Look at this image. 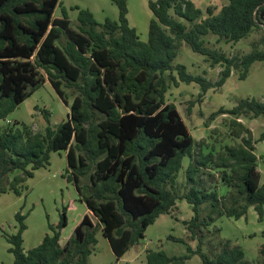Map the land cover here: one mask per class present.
<instances>
[{
	"label": "trees",
	"instance_id": "trees-1",
	"mask_svg": "<svg viewBox=\"0 0 264 264\" xmlns=\"http://www.w3.org/2000/svg\"><path fill=\"white\" fill-rule=\"evenodd\" d=\"M115 1L118 20L107 18L97 30L92 12L80 9L81 27L76 30L63 8L62 17L53 16L59 0H0V120L46 80L69 104L67 118L55 129L47 125L44 132H34L18 121L0 126V193L20 196L21 183L47 168L52 152L65 151V173L86 208L64 243L60 234L67 224L66 207L56 225L48 224L49 231L29 248L23 239L26 215L16 212V231L1 230L13 264H88L97 228L120 259L160 215H171L182 198L194 212L185 224L190 238L197 240L196 248L171 235L170 239L187 244V253L148 249L143 264H187L196 254L201 264H254L229 239L220 240V250L209 254L203 247L204 229L223 215L241 218L252 206L260 218L264 215L256 141L240 121L242 116L264 115V100L244 98L206 119L209 127L219 115L230 114L229 135L240 140L234 145L197 140L166 93L171 83L196 82L203 89L197 99L201 101L234 71L246 78L254 62L264 61V48L256 45L244 55L229 56L206 44L208 34L237 43L258 29L264 44V0H228L218 12L207 8L206 15L192 0L150 1L154 18L147 41L130 25L127 0ZM62 34L67 38L59 46L55 42ZM178 41L208 56L212 66L221 64L219 79L191 74L186 65L175 64ZM63 87L73 93L70 103ZM259 140H264V132ZM187 156L190 163L180 183ZM219 183L227 188L225 194ZM260 259L264 264V245Z\"/></svg>",
	"mask_w": 264,
	"mask_h": 264
},
{
	"label": "rangeland",
	"instance_id": "rangeland-1",
	"mask_svg": "<svg viewBox=\"0 0 264 264\" xmlns=\"http://www.w3.org/2000/svg\"><path fill=\"white\" fill-rule=\"evenodd\" d=\"M156 0H127L129 8L128 18L130 25L135 27L141 40L147 41L149 35L150 21L154 18L149 2ZM195 5L203 10L206 15L207 8L218 12L221 7L228 3V0H192ZM62 8L66 11L70 27L80 30L81 23L78 20L80 9H88L92 12L97 21V30H101L107 18L119 19V6L115 0H59L53 12L54 17H62ZM171 14L178 17L174 10ZM186 22L189 27L190 24ZM169 32V31H168ZM170 33V32H169ZM171 34V33H170ZM263 31L258 29L248 37L237 43L219 40L217 36L208 34L206 44L224 52L226 55H244L251 51L255 45L263 49L261 42ZM66 35L62 34L56 40V44L65 41ZM179 47L174 63H182L187 66L188 72L194 75H204L212 81H217L223 69L221 64L211 65L208 56L193 51L184 41L177 42ZM42 71V70H41ZM43 72V71H42ZM44 73V72H43ZM63 89L69 94L68 101L71 102L73 93L70 88ZM203 93L202 86L196 82H180L179 85L171 83L166 100L177 105L184 120L197 140L211 142L220 140L223 143L238 145L239 139L230 137V114L219 115L206 127V119L209 115L224 106L234 107L241 99L256 98L264 100V61H256L252 64L246 78H240L239 72L234 71L221 87L210 88L197 101ZM195 103V104H192ZM48 115L46 120L45 112ZM69 104H65L60 98L51 83L46 80L40 87L21 102L5 119L0 120V126L13 121L26 124L34 132H44L47 125L56 128L59 123L67 118ZM240 121L252 130L256 141V153L259 156V170L264 181V140L259 138L264 132V115L258 118L242 116ZM214 136L210 138V136ZM219 146V144H218ZM190 163L189 157L183 160V167L180 170L178 180L184 182L186 169ZM67 167L65 151L52 152L50 165L47 168L36 170L31 178H26L21 183V195L17 196L12 192L0 193V264H13V256L7 251L8 244L2 236L1 230L7 233L16 231L15 214L20 212L26 215L25 223L27 228L24 231L23 239L25 247L37 245L42 236L49 231L48 224L56 225L59 219V212L66 207L67 224L61 229L60 241L64 243L73 233L75 225L84 214V204L78 200V192L72 180L68 179L65 173ZM20 171H15L18 174ZM219 174V173H218ZM219 181V177H216ZM221 194L227 192V188L219 183ZM203 215L207 214L205 207ZM194 216L192 206L187 199H179L177 207L172 214H162L157 220L148 226L145 237L138 244H134L126 254L118 259L108 238L103 235L100 228L96 229V244L90 254L88 264H143L148 249H164L169 255H182L187 253V244L170 239L173 235L183 238L196 248L197 240L190 238L189 230L185 224ZM220 229V231H218ZM205 240L204 250L213 255L220 250V240H231L232 246L241 247L245 252V259L254 264H262L260 259V248L264 245V215L260 218L258 212L252 206L248 213L241 218L220 216L204 229ZM199 255L192 256L187 264H201Z\"/></svg>",
	"mask_w": 264,
	"mask_h": 264
},
{
	"label": "crops",
	"instance_id": "crops-1",
	"mask_svg": "<svg viewBox=\"0 0 264 264\" xmlns=\"http://www.w3.org/2000/svg\"><path fill=\"white\" fill-rule=\"evenodd\" d=\"M84 211H86V208L84 207ZM23 234H24V232H23ZM25 248H28V247H25Z\"/></svg>",
	"mask_w": 264,
	"mask_h": 264
}]
</instances>
